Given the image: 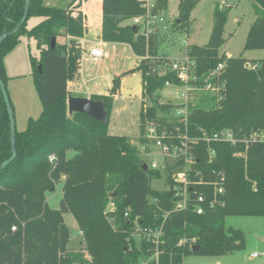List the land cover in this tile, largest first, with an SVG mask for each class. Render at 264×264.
Wrapping results in <instances>:
<instances>
[{
  "label": "trees",
  "instance_id": "1",
  "mask_svg": "<svg viewBox=\"0 0 264 264\" xmlns=\"http://www.w3.org/2000/svg\"><path fill=\"white\" fill-rule=\"evenodd\" d=\"M76 1L71 0L61 8L45 5L43 0H29L25 21L16 28L25 0H0V35L6 33L0 42V78L5 86L8 77L4 58L20 37L34 38L40 58L30 56L29 60L42 104L39 116L29 118L23 131H15V155L0 168V264H138L151 255L153 246L144 239L137 242L130 235L135 221L141 226L163 225L160 264H181L182 256L190 253L221 256L243 247V232L227 226L225 218L259 216L264 220V137L247 145L213 143L214 162L208 166L203 164L208 146L200 142L196 152L199 168L204 171L214 168L225 175L221 196L224 204L202 214L189 208L172 210L173 190L151 185L153 180L162 179L163 174L142 169L135 144L141 138L132 140L108 132L119 78H115L108 94L90 96L103 101L105 122L80 112L67 113V96L75 95L67 83L78 78L82 52L74 38L87 32L85 15ZM251 1L256 17L248 29L243 50L264 49V0ZM198 2L180 0L178 4L175 24L184 31L192 24L191 12ZM166 4L167 0H160L161 6ZM100 6L101 40L126 43L135 55L143 56L145 40L129 23L131 17L144 12L140 2L101 0ZM227 15V9L216 5L207 43L185 49V54L196 63L199 79L218 63H224L221 77L226 80L223 96L216 105L191 109L189 131L229 128L240 138L254 131L264 136V58L248 60L220 53ZM32 17L41 20L28 27ZM59 36L69 39L60 44L56 40ZM154 41L153 38L149 41L148 48L151 55L157 56ZM250 64L256 66L252 68ZM149 65L148 60L141 59L126 71L140 72L142 99L148 96L152 103L147 112L141 106L140 131L145 115L154 118L170 108L166 103L158 104L153 91L162 89L165 81L177 82L169 71L161 76L148 74ZM70 150L75 155L67 159L65 153ZM12 151L9 118L0 89V165L12 156ZM237 152H242V156H237ZM51 154L57 157L56 161H49ZM170 170L171 166L165 170L164 183L171 185ZM62 175L59 207L53 209L46 202L45 192L54 190L55 181ZM200 188L191 186L192 191L199 192ZM202 190L210 196L208 188ZM110 200L113 210L106 212ZM65 212L72 214L83 236L84 244L79 251L68 247L71 229L63 220ZM195 245L198 248L192 251Z\"/></svg>",
  "mask_w": 264,
  "mask_h": 264
},
{
  "label": "rangeland",
  "instance_id": "2",
  "mask_svg": "<svg viewBox=\"0 0 264 264\" xmlns=\"http://www.w3.org/2000/svg\"><path fill=\"white\" fill-rule=\"evenodd\" d=\"M70 1L43 0V3L64 8ZM81 4L87 10V13L91 14V16H87L86 21L87 38L96 43L98 41L97 33L100 25L101 0H81ZM216 5L228 11L222 33L224 43L220 47V53L227 52L234 57L240 55L248 60L264 58V49L243 50L248 29L256 17V8L251 0H199L191 12L192 24L187 31H184L183 28L175 24V20L178 18L177 4L171 1L169 8L167 7L166 11L163 12L168 20V29L154 41L157 53H164L167 56L179 59V57L185 54L186 47L193 44H206L213 25V11ZM40 20L41 17H32L28 20L27 26L31 27ZM68 39L69 37L59 36L56 40L62 44ZM36 43L34 38L23 35L20 37L18 44L8 52L9 55L7 56L8 79L5 81V88L12 106L15 131L17 132L23 131L27 126L28 119L37 118L42 110V104L34 86L33 67L29 60L30 56L37 60L40 58V50ZM88 45L91 46L92 44ZM101 48L107 53V56L101 59V61L94 62L90 59H82L79 62L82 76L80 79L81 83L79 82V84L82 85V94H85L86 90L93 92L102 91L105 93L115 73L117 75L123 73L133 66L137 60L126 46L118 47L117 50L111 49L110 46H101ZM138 62L139 59L137 60ZM77 79L69 83V90L72 94L78 92ZM140 79V74L137 71L125 74L121 79L120 94L122 95L118 94L112 105L108 119L109 133L129 136L132 139L137 138L135 136L139 133V111L141 108L139 99ZM159 93L162 99L172 97L175 98V101L172 102L179 100L176 98L179 94L177 90L170 91L166 88ZM191 103L195 104V106L208 109L216 105V98L211 91L206 90L198 93L197 98L191 99ZM62 181H55L54 190L45 192L46 202L50 208L56 209L59 207L62 195ZM151 185L156 189H164L166 187L162 180H153ZM111 203L110 200L106 212L112 208ZM109 219L111 218L109 217ZM63 220L71 229L68 247L79 251L84 241L72 214L70 212L63 213ZM225 224L243 232V247L234 249L221 256H205L190 253L182 256L181 264H264L261 256L250 257V253L260 252L263 248V218L259 216H227Z\"/></svg>",
  "mask_w": 264,
  "mask_h": 264
},
{
  "label": "built area",
  "instance_id": "3",
  "mask_svg": "<svg viewBox=\"0 0 264 264\" xmlns=\"http://www.w3.org/2000/svg\"><path fill=\"white\" fill-rule=\"evenodd\" d=\"M144 9V12L138 16L131 17L129 23L136 29V34L143 36L145 40V54L139 57V60L146 59L150 62L148 74L161 76L166 72H172L177 82L165 81L162 89L153 91L158 99V104L166 103L171 106L170 110L159 113V116L149 118L144 116L142 122V131H139V142H135L139 150L142 165L147 169L158 170L163 174L159 179L164 182L165 170L171 166L170 174L172 186L164 183L165 188L173 190L172 210L181 211L186 208L191 209L197 214H202L205 210L222 206L224 201L221 196L224 194L225 175L222 171L214 168L204 171L199 168V162L196 158V152L199 151L200 142L208 146L207 158L204 165H211L214 162L215 149L211 147L213 143H222L234 146L238 143L254 142L262 139L264 136L254 131L243 137H237L232 129L224 128L216 131L190 132L188 118L191 109L195 104L191 99L197 98L198 93L211 91L216 98V102L223 96L226 80L221 77L224 71V63H218L214 68L205 73L200 79L195 73L196 63L194 60L184 54L182 57L172 58L168 56H153L149 52V41L158 38L168 29V20L163 12L168 5H160V0H138ZM176 2L177 11L180 0H167ZM169 8V7H168ZM171 26V23H170ZM92 57L102 56L100 47H92L89 50ZM178 59V60H177ZM249 65V64H247ZM255 64H250L254 68ZM179 91L175 98H161L160 93L163 89ZM157 92V93H156ZM156 93V94H155ZM160 97V98H159ZM152 103L147 96L143 99V111ZM245 145V146H246ZM242 152H237V156H242ZM54 154L49 156V161L54 162ZM201 186L200 191L191 190V186ZM203 187L211 191L203 192ZM113 207L109 210L112 211ZM168 213V212H167ZM127 216V213L124 214ZM165 216L167 214H164ZM130 235L137 239V242L144 239L153 246L151 255L138 264L159 263V248L162 244L163 225L159 226H141L137 221L134 222ZM264 244V241H263ZM262 257L264 260V245L260 252L250 253V257ZM180 264V263H179Z\"/></svg>",
  "mask_w": 264,
  "mask_h": 264
},
{
  "label": "crops",
  "instance_id": "4",
  "mask_svg": "<svg viewBox=\"0 0 264 264\" xmlns=\"http://www.w3.org/2000/svg\"><path fill=\"white\" fill-rule=\"evenodd\" d=\"M78 1V3L80 4V7H79V9L82 11V13L85 15V18H86V21H87V16H91V14L90 13H87V10H85L84 9V7L82 6V4H81V0H77ZM76 1V2H77ZM84 1H86V0H84ZM99 1V0H98ZM169 4L170 3H167V5H168V7H169ZM99 17H100V25H99V27H98V33H97V39H98V41L96 42V43H94V42H92V41H90L88 38H87V32L83 35V36H81V37H76V38H74V40H76L77 41V44L81 47V49H82V52H81V56H80V59H79V62H80V60H82V59H90V60H92V61H94V62H99V61H101V59H103L104 57H106L107 56V53L101 48V46L103 47H108V46H110L111 47V49H113V50H117L118 49V47H124V46H126L129 50H130V52L135 56V58L138 60L139 59V57L137 56V55H135L133 52H132V50H131V48H130V46L128 45V44H126V43H117V42H107V41H103V40H101V38H100V28H101V14L99 15ZM87 26V25H86ZM88 44H92L91 46H89ZM92 47H100L101 49H102V56L101 57H98V58H95V57H92L91 55H90V53H89V50H90V48H92ZM226 53V55L227 56H231L229 53H227V52H225ZM158 54V53H157ZM9 55V53L5 56V58H4V67H5V71H6V75H7V59H8V56ZM158 55H164V56H167L166 54H164V53H161V54H158ZM168 57H171V56H168ZM178 57V56H177ZM172 58H176V57H172ZM137 60H136V62H135V64L133 65V66H131V67H129L126 71H128V70H130L131 68H133V67H135V65L137 64ZM126 71H124L123 73H121V74H119V75H117V73H115V76H114V78L112 79V81H110V83H109V85L107 86V91L104 93V92H102V91H96V92H93V91H89V90H86L84 93L85 94H82V85L81 84H79V82L81 83V78H82V76H81V68H80V63H79V68H78V81H77V83H78V92L74 95V96H82V97H90L92 94H99V95H101V94H103V95H106V94H108L109 93V89L112 87V85L114 84V80H115V78L117 77V78H119V88H118V93L116 94V95H114L113 96V101H112V105H113V103H114V101H115V97L118 95V94H120V92H121V83H122V81H121V79L123 78V76L125 75V74H127L126 73ZM137 72H139V71H137ZM139 74H140V72H139ZM117 75V76H116ZM7 77H8V75H7ZM140 77H141V75H140ZM141 80V79H140ZM69 83L70 82H68L67 83V85H68V88H69ZM82 83H84L83 81H82ZM140 90H139V99H140V103H141V106H142V104H143V99H142V96H141V92H142V84H141V82H140ZM120 95H122V94H120ZM141 109V108H140ZM111 110H112V107H111ZM111 112V111H110ZM140 112V111H139ZM140 122V121H139ZM139 131H140V124H139ZM111 134V133H110ZM112 135H114V134H112ZM138 135H139V133H138ZM138 135L137 136H135V137H138ZM135 137H133V138H135ZM132 140H135V139H132ZM70 152H72V153H70ZM72 154V155H71ZM75 155V151H73V150H70V151H67L66 153H65V157L67 158V159H69V158H72L73 156ZM56 159H57V157H56ZM56 161V160H55ZM63 178H64V175H62V177L60 178V180H63ZM76 223V222H75ZM77 225V224H76ZM77 228H78V226H77Z\"/></svg>",
  "mask_w": 264,
  "mask_h": 264
},
{
  "label": "water",
  "instance_id": "5",
  "mask_svg": "<svg viewBox=\"0 0 264 264\" xmlns=\"http://www.w3.org/2000/svg\"><path fill=\"white\" fill-rule=\"evenodd\" d=\"M28 5H29V0H25L24 3V12L23 15L21 17V19L19 20L16 28H19L23 22L25 21L26 18V14L28 11ZM6 36V33H3L0 35V42L2 41V39ZM55 44V38L52 37L51 41H50V46L51 48L54 47ZM40 68V66H39ZM0 89L3 95V99H4V103L6 106V110H7V114H8V118H9V125H10V137H11V145H12V156L5 160L1 165L0 168L4 167L9 161L12 160V158L15 155V150H14V137H15V124H14V117H13V110H12V106L6 91V88L3 84L2 79L0 78ZM67 113L70 115L74 112H80V113H84L87 114L93 118H95L96 120L100 121V122H105L106 121V110L104 108V104L103 101L100 99H92L90 97H82V96H72L70 94H68L67 96ZM142 169L146 170L147 167L143 164L142 165ZM198 248L197 245L193 246L191 249L192 251H195Z\"/></svg>",
  "mask_w": 264,
  "mask_h": 264
}]
</instances>
